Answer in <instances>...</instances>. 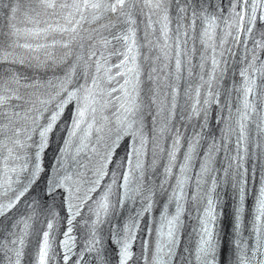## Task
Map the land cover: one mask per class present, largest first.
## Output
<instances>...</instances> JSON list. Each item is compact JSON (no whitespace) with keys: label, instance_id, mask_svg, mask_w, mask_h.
Masks as SVG:
<instances>
[{"label":"snow or ice","instance_id":"obj_1","mask_svg":"<svg viewBox=\"0 0 264 264\" xmlns=\"http://www.w3.org/2000/svg\"><path fill=\"white\" fill-rule=\"evenodd\" d=\"M169 2V0H72V3L69 4L67 2V0H37V3H39L43 9L45 11H47L48 9H52L55 10L57 9V7L60 8H73L75 10V12L80 13V20H84L86 19V17L83 15L85 10H94L92 11V19L96 20L100 18V15L104 14V13H117L119 12L121 15H126L128 16L129 21H131V9L133 7H135L136 4L138 3H143L145 7L149 8V9H159L161 11H163L165 13L164 19L167 20V10L164 7L167 3ZM238 2L243 6L244 4H248L249 0H238ZM177 3H179V0H177ZM186 3L188 5L187 8L185 7H181L179 8V11L181 13H187L189 10L191 12V16L193 17L192 19V23H195V17L197 16V8L195 6L194 0H186ZM261 4H264V0H259V3L254 4L253 6V11L251 13V17H250V21H249V26L247 28V32L250 33L252 31V25H251V21L256 19V8L259 7ZM201 9H202V5H201ZM15 11V10H14ZM234 11V9H233ZM99 13V15L97 14ZM202 14V11H201ZM244 12L240 11V12H235V16L239 18L238 24H237V28L238 31L242 30L241 29V25L243 24L244 21ZM69 16H72V13H69ZM74 18V17H73ZM67 19V17H66ZM260 19L262 21H264V14H261ZM68 23L72 24V19H68ZM206 23L207 26L204 28V36H206L209 40H211L212 34H211V30L213 28V25L215 24V17H211V18H206ZM76 24H79V21L76 22ZM165 28H167V24L165 25ZM60 31H70L72 33L76 32V25H73L70 29L69 28H61L59 29ZM31 31V30H30ZM32 34L34 35H40V31H35ZM231 34V33H229ZM75 38V37H73ZM115 39H123L125 42L129 39L128 36H116ZM236 39H239V36L237 35ZM105 43H110V41L107 40V38H105ZM256 43L259 45L260 41H256ZM68 45L65 44V47H67ZM129 51H131V48L128 49ZM92 55H95V53H93ZM134 59V57H133ZM127 60V57H125V62ZM214 65H216V61H213ZM218 66V65H217ZM129 71H133V69H129ZM243 75V73H242ZM16 83H19L18 80H15ZM129 81L125 80V84H127ZM95 83V82H93ZM3 86L0 85V89H2ZM67 89H65L66 91ZM4 91H8L7 89H3L2 91H0V109L3 108L4 104H6L8 102V100L10 99H21V97L19 96H13V95H4L3 92ZM246 92L248 94H251L253 92V88L252 87H248L246 89ZM75 96V92L69 93L67 100H71L73 99ZM89 97H91V101L90 103L87 104L86 108L83 110H78L77 112V120H76V126L78 127L80 122L83 120L84 116H85V111L87 110L88 107H91V104L95 102L94 96H92L91 92H89L88 96H85V100L89 101ZM123 107V105H122ZM93 111H95V108H92ZM132 109L131 108H125V112L127 113H131ZM58 115V114H57ZM57 115L52 116L51 120L52 122H54L57 119ZM15 116H19V113H16ZM14 117L9 116V123L11 125L12 121H13ZM125 120L127 119V117L125 116L124 118ZM130 127V124L128 125ZM52 127V123H49L48 126L46 128L43 129V131H41L40 136H41V144H40V149L41 151L43 150L44 146L46 145V138H47V133L51 130ZM3 126H0V133L3 132ZM11 132H13V134L16 136V140L14 141L16 144H19V135H20V130L17 128H10L9 129ZM22 146V145H21ZM138 151V150H137ZM40 166L37 165L36 170L33 173V176H36L39 174L40 171ZM98 183V181H97ZM128 183V177L125 176L124 177V184ZM55 185L52 186V190H55ZM12 205H9V207H11ZM109 205H108V201L105 198L103 200V202L100 205V208L103 210V212L106 214L107 213V209H108ZM261 209H264V201L261 202L260 204ZM2 214V213H0ZM99 213H98V218H99ZM171 223V222H170ZM49 228L52 227L51 224L48 225ZM205 232L208 234L209 239L205 241V243L207 244V248H201V252L204 253L205 256H209L211 255L212 259H215V243L213 242L212 238H211V232L209 229H205ZM169 236L172 237L173 233L171 232V230L169 231ZM48 248H49V238H48V233L45 232L43 234V247L40 250L39 253V259H40V264H44L45 258L47 257V253H48ZM130 253L128 251V244L125 243L123 250H122V264H126L127 259L129 258Z\"/></svg>","mask_w":264,"mask_h":264}]
</instances>
